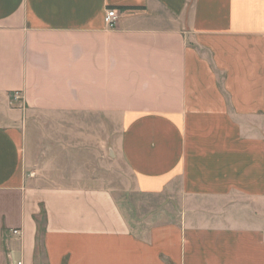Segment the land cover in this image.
I'll use <instances>...</instances> for the list:
<instances>
[{
	"label": "crops",
	"instance_id": "crops-1",
	"mask_svg": "<svg viewBox=\"0 0 264 264\" xmlns=\"http://www.w3.org/2000/svg\"><path fill=\"white\" fill-rule=\"evenodd\" d=\"M36 114L91 120L128 206L32 170ZM4 115L0 264H264V0H0Z\"/></svg>",
	"mask_w": 264,
	"mask_h": 264
},
{
	"label": "rangeland",
	"instance_id": "rangeland-1",
	"mask_svg": "<svg viewBox=\"0 0 264 264\" xmlns=\"http://www.w3.org/2000/svg\"><path fill=\"white\" fill-rule=\"evenodd\" d=\"M10 99L12 105L19 102L13 95ZM31 118L29 149L33 156L32 170L37 168L51 179L78 175L86 181L92 179L95 183H104L115 191L123 206H128V202L133 200L130 197L133 194L130 174L124 165L118 163L110 144L102 141L105 137L99 136L97 140L92 136L91 120L85 121V135L81 136L78 135L79 128L75 131V123L70 121L67 123L64 120L51 119L42 114L33 115ZM0 121L6 122L5 115ZM33 172L28 175L35 177Z\"/></svg>",
	"mask_w": 264,
	"mask_h": 264
},
{
	"label": "built area",
	"instance_id": "built-area-1",
	"mask_svg": "<svg viewBox=\"0 0 264 264\" xmlns=\"http://www.w3.org/2000/svg\"><path fill=\"white\" fill-rule=\"evenodd\" d=\"M104 20L107 28H115L119 22V16L117 14V11L112 8L107 9ZM14 232L19 233L18 230H14ZM18 264H22V262H19Z\"/></svg>",
	"mask_w": 264,
	"mask_h": 264
}]
</instances>
